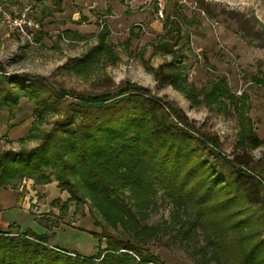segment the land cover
Segmentation results:
<instances>
[{
  "label": "trees",
  "instance_id": "trees-1",
  "mask_svg": "<svg viewBox=\"0 0 264 264\" xmlns=\"http://www.w3.org/2000/svg\"><path fill=\"white\" fill-rule=\"evenodd\" d=\"M166 29L171 39L182 33L177 20L168 18ZM109 36V26L103 25L96 43L66 67L81 75L104 61L116 63L119 54ZM163 39L157 49L176 55L174 44ZM1 71L0 109L13 116L22 97L32 101L37 119L29 138L38 137L39 143L0 149V188L25 178L47 184L55 175L71 201L89 197L109 228L120 231L102 235L107 246L94 257L50 247L47 235L31 230L2 231L0 264H164L145 249L158 236V226L141 222L160 190L177 207L194 210L185 233L197 227L203 231L212 250L203 251L207 263L264 264V156L252 155L264 139L248 115L247 93L236 96L225 77L200 89L188 85L182 61L150 69L157 81L168 83L193 105L203 101L225 109L229 101L240 126L231 156L218 136L201 130L173 100L139 83L125 80L99 94L75 93L42 75H7L0 62ZM251 81L264 88V73L252 75ZM69 95L76 101H68ZM50 116L58 117L50 129L40 130Z\"/></svg>",
  "mask_w": 264,
  "mask_h": 264
},
{
  "label": "rangeland",
  "instance_id": "rangeland-1",
  "mask_svg": "<svg viewBox=\"0 0 264 264\" xmlns=\"http://www.w3.org/2000/svg\"><path fill=\"white\" fill-rule=\"evenodd\" d=\"M144 1L147 2L0 0V5L14 15L24 12L41 25L32 39L0 26L3 73L42 75L75 93L99 94L125 80L139 83L155 95L173 100L201 130L218 136L223 151L231 155L237 150L240 126L229 101L225 109L203 101L193 105L171 85L157 81L150 71L172 60L182 61L188 85L200 89L216 77H225L236 96L247 93L251 105L248 115L256 134L264 139V88L251 81L252 75L264 73V0H166L163 18H157L154 2L146 6ZM202 4H208L209 8ZM168 18L179 21L182 33L176 40L167 36ZM103 25L110 28L109 42L119 54L117 62L104 61L102 67L81 75L71 72L66 67L69 60L84 55L96 43ZM131 28H134L132 34ZM163 38L174 44L176 55L157 49ZM66 99L76 101L73 95ZM35 109L27 97L21 98L13 116L8 110L0 109V149L18 150L39 143L38 137L29 138L37 119ZM57 117H47L39 124L40 130L50 129ZM252 155L256 159L264 156V146L253 150ZM51 179L47 184H35L31 178L16 183L23 185V196L30 198L36 218L20 221V225L6 227L3 232L31 230L37 235H47L50 247L86 257L96 256L101 247L107 246L108 240L102 235L118 234L120 230L109 228L92 199L85 197L81 203L71 201L68 191L58 186L55 175ZM25 180L33 181L29 190ZM156 202L141 219L142 224L158 226V236L145 249L164 264H209L203 251L210 254L212 250L200 227L189 235L185 233L194 220V210L177 207L161 190Z\"/></svg>",
  "mask_w": 264,
  "mask_h": 264
},
{
  "label": "crops",
  "instance_id": "crops-1",
  "mask_svg": "<svg viewBox=\"0 0 264 264\" xmlns=\"http://www.w3.org/2000/svg\"><path fill=\"white\" fill-rule=\"evenodd\" d=\"M24 184H26L29 190L30 184H33V181L25 180ZM16 186L0 188V231H5L6 227H11V225L14 224L16 225L20 223V221H29L32 216H35L33 215L35 212L29 203L30 198L28 196H23V185L19 183ZM17 228H19V226Z\"/></svg>",
  "mask_w": 264,
  "mask_h": 264
},
{
  "label": "built area",
  "instance_id": "built-area-1",
  "mask_svg": "<svg viewBox=\"0 0 264 264\" xmlns=\"http://www.w3.org/2000/svg\"><path fill=\"white\" fill-rule=\"evenodd\" d=\"M152 2L156 4L157 18H163L166 0H147V2H145L147 4L146 6ZM0 26L6 28L10 33L24 35L29 39H32V37L41 30L40 23L35 21L28 14L23 12L14 15L2 5H0Z\"/></svg>",
  "mask_w": 264,
  "mask_h": 264
}]
</instances>
